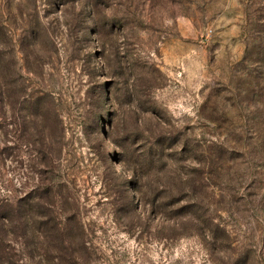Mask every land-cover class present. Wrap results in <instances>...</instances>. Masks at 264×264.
<instances>
[{
    "label": "rangeland",
    "instance_id": "obj_1",
    "mask_svg": "<svg viewBox=\"0 0 264 264\" xmlns=\"http://www.w3.org/2000/svg\"><path fill=\"white\" fill-rule=\"evenodd\" d=\"M0 57V264H264V0H0Z\"/></svg>",
    "mask_w": 264,
    "mask_h": 264
},
{
    "label": "trees",
    "instance_id": "obj_2",
    "mask_svg": "<svg viewBox=\"0 0 264 264\" xmlns=\"http://www.w3.org/2000/svg\"><path fill=\"white\" fill-rule=\"evenodd\" d=\"M0 61H1V57H0ZM12 82H10V84H11ZM1 96V95H0ZM0 210H1V204H0ZM3 218H6V216H4L3 215V213H1V211H0V219L2 220ZM8 219V218H7ZM11 221H12V223H13V220L12 219H10ZM9 221V220H8Z\"/></svg>",
    "mask_w": 264,
    "mask_h": 264
}]
</instances>
